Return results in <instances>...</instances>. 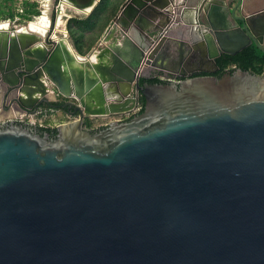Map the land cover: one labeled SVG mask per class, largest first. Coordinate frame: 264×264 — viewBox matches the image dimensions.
Returning a JSON list of instances; mask_svg holds the SVG:
<instances>
[{"label":"water","instance_id":"water-1","mask_svg":"<svg viewBox=\"0 0 264 264\" xmlns=\"http://www.w3.org/2000/svg\"><path fill=\"white\" fill-rule=\"evenodd\" d=\"M55 1L45 34L0 35V104L18 110L0 116V264H264V72L196 75L264 45V6L189 2L185 19L173 0H124L98 39L114 66L83 80L72 63L93 51L54 39ZM182 23L198 24L185 42ZM132 90L142 111L87 125L133 107ZM49 107L77 116L15 119Z\"/></svg>","mask_w":264,"mask_h":264},{"label":"crops","instance_id":"crops-1","mask_svg":"<svg viewBox=\"0 0 264 264\" xmlns=\"http://www.w3.org/2000/svg\"><path fill=\"white\" fill-rule=\"evenodd\" d=\"M101 0H98L95 3V0L90 5L88 4V0H59L58 3L61 6V12L59 14L60 21L62 22L57 24V27L54 28L53 36L54 39L59 41L61 45L64 46V49L69 51L73 54L72 47L80 54H86L88 51H93L90 55L85 57L83 60H75L72 65L74 67V70L76 74L82 76L83 80H89V78H94L95 75L99 76V70H102L103 68L109 67L110 69L114 66V58L113 54L110 53V51L103 52V48L105 47V44H98V39L103 34L104 30L106 29L110 19L118 12L121 4L124 0H105L103 4L100 3ZM176 2V10L175 14H180L181 12H184V6L191 2L193 8H199L202 3H212L215 1L216 3H227L230 0H173ZM36 3L33 5V7L28 6V3ZM232 4L234 5L237 0H232ZM9 4L12 7L13 10V16L8 17H0V35L2 37H5L7 33L10 35H13L14 33H18L19 36H21L23 39H31L33 36H38L39 34H45L48 29V23L50 15L53 13L57 6V1L55 0H11ZM264 6V3L259 0H243V4L238 6L236 8V13H240L241 10H246V8H250L252 10L260 9V7ZM33 8H38L40 10L39 14L32 13L31 10ZM27 9V10H26ZM25 10L27 11L26 16L24 14ZM103 12H105L106 16L108 13H111V18L107 21L103 19L102 17L99 18ZM220 12L224 15H226V11L224 8L220 9ZM42 13V14H41ZM190 13V12H189ZM192 13H194L192 11ZM41 14V15H40ZM46 15L48 18L45 19V21H40V16ZM64 16V17H63ZM74 19L81 20L82 22L77 24L74 22ZM86 19L87 21H85ZM97 20V22L94 24V21ZM71 20L72 29L75 31L76 34H83L82 36V42H81V48L83 49V52H80L78 48H76L74 39L71 36L69 30H68V21ZM31 21L36 22V24L33 26V28L30 26L29 23ZM85 21V23H83ZM230 21H232V17H230ZM64 25V26H63ZM193 25H197L196 23H193ZM24 27V28H23ZM15 29V31H12ZM61 29V30H60ZM67 30V32H66ZM17 31V32H16ZM183 33L184 36H187L188 31L179 32L176 27L173 28L172 34L173 37L177 38L180 37ZM204 33L197 32L198 36H201ZM72 45V47L70 46ZM178 46V45H177ZM180 46V45H179ZM178 46V47H179ZM63 49V47H62ZM177 54H179V49L177 48L176 51ZM116 58L119 60V56L115 54ZM186 59H188L186 57ZM117 62V60H116ZM117 64V63H116ZM185 70L187 71L189 69V65H184ZM161 69V68H160ZM165 70V69H162ZM167 71V70H165ZM108 93H113L114 90L113 87H107ZM23 94H25L23 92ZM49 97H53V95H49ZM18 113V110L14 109L12 106L10 109L5 110L2 108L0 104V116L2 115H15ZM66 111H64L62 108L57 109L54 112L49 113L47 116L43 117L44 121L46 122V127H54L59 122L64 121L66 116ZM103 117H94V118H88L89 126L94 127L97 125H101L103 122Z\"/></svg>","mask_w":264,"mask_h":264},{"label":"flooded vegetation","instance_id":"flooded-vegetation-1","mask_svg":"<svg viewBox=\"0 0 264 264\" xmlns=\"http://www.w3.org/2000/svg\"><path fill=\"white\" fill-rule=\"evenodd\" d=\"M190 14L189 12H183L182 16H184L185 19H189L190 18ZM177 28V30L179 32H184V31H188L187 36H180L177 37V39L179 38L180 40H183L184 42L187 41V39L190 37L192 38V36H194V34L191 33V31L195 32L198 30L197 25H193V24H188V23H182V24H178L177 26H175ZM174 42V41H173ZM171 42L172 44H176L177 45V41L175 43ZM170 43V41H169ZM185 45V44H184ZM250 47L253 50V55H247L244 53V49ZM262 47L264 48V45H255L253 42L250 45H247L245 47H243L242 49L238 50L235 54H224L221 53L219 56H217L216 58V62L219 65V67L211 72H199L196 73V75H200V74H212L215 75L217 77L221 76L222 74H224L225 72L228 71H233L237 68H242V69H246L251 71V69L249 68L252 64L257 63L260 67H261V73L264 72V51L262 50ZM229 55V57H233L234 55H239L241 56L243 59V62L241 61V63H237L235 61L230 60L227 63H223V60L226 59ZM208 67L210 69H214L215 66L211 63H208ZM252 72V71H251ZM182 79L184 78L183 76L181 77ZM159 80L156 78H150V80ZM181 79V80H182ZM161 81V80H159ZM142 95V94H141ZM101 126V125H100ZM98 127V126H97ZM38 130L42 131L44 129H41L39 127H37ZM46 129V128H45Z\"/></svg>","mask_w":264,"mask_h":264},{"label":"built area","instance_id":"built-area-1","mask_svg":"<svg viewBox=\"0 0 264 264\" xmlns=\"http://www.w3.org/2000/svg\"><path fill=\"white\" fill-rule=\"evenodd\" d=\"M140 71L150 75L151 78H156V79H159L161 81H168V80H170V81H181V79H182L181 76L171 74V73H169L165 70H162V69H153V70L147 69L146 70L145 66H143V65H141ZM130 95H133L136 98V102H135L134 106L128 110L123 111V112L113 113L112 115H110L108 117H103L104 120H103L102 124L107 123V121L113 117L121 119V118H125L128 116H132L142 107V102L140 99L141 93L138 91L132 90V93ZM57 109L58 108H56V107H49L47 109L39 108L33 112L23 111V112H20L17 116H15V119L20 120V121H24L27 123H31L34 125H38L41 127H46L47 125H46V122L44 121L43 117L47 116L51 112L56 111ZM76 116L77 115H72V114L66 113L64 121L74 119V118H76Z\"/></svg>","mask_w":264,"mask_h":264},{"label":"trees","instance_id":"trees-1","mask_svg":"<svg viewBox=\"0 0 264 264\" xmlns=\"http://www.w3.org/2000/svg\"><path fill=\"white\" fill-rule=\"evenodd\" d=\"M11 0H0V17H8V16H13V10H12V7H11V5L9 4V2H10ZM117 1H119V0H117ZM105 2V0H101L100 1V3L101 4H103ZM36 3L34 2L33 4L32 3H28V6H30V7H33V5H35ZM27 10V9H26ZM25 10V12H24V14L26 15V16H28L27 15V11ZM31 12L32 13H36V14H39L40 13V10L38 9V8H33L32 10H31ZM105 15V12H103L101 15H99L100 17L99 18H103V19H105V21L107 20H109L110 18H111V16H112V14L111 13H108L106 16H104ZM85 21H87L86 19H84ZM97 20L98 19H96L95 21H94V24L97 22ZM85 21H83V23H85ZM74 22L75 23H77V24H79V23H81L82 21L81 20H78V19H74ZM67 25H68V30H69V32H70V34H71V36L73 37V39H74V43H75V46H76V48H78V50L80 51V52H83V49L81 48V42H82V36H83V34H76L75 33V31L72 29V25H71V20H69L68 21V23H67ZM244 53L245 54H247V55H253V50H252V48H250V47H247V48H245L244 50ZM228 57L226 58V59H224L223 60V63H227V62H229L230 60H232V61H235V62H237V63H241V61L243 62V58L241 57V56H239V55H234L233 57H229V55H227ZM250 69H251V71L252 72H254V73H257V74H260L261 73V67L257 64V63H254V64H252L250 67H249ZM144 81V79L142 78L141 79V82H143ZM152 81H156V80H154V79H152ZM140 99H141V102H142V108H141V110L140 111H142L143 110V108H144V103H145V101H144V96L143 95H141V97H140ZM39 128H41V129H44L45 130V128H47V129H52V128H50V127H39Z\"/></svg>","mask_w":264,"mask_h":264},{"label":"bare ground","instance_id":"bare-ground-1","mask_svg":"<svg viewBox=\"0 0 264 264\" xmlns=\"http://www.w3.org/2000/svg\"><path fill=\"white\" fill-rule=\"evenodd\" d=\"M64 17V16H63ZM48 17L44 14V15H42V16H40V19H39V22L40 21H45V19H47ZM59 22L61 23L62 22V20L60 21V18H58V20H57V24H59ZM41 23V22H40ZM36 24V22H34V21H31L28 25H29V27L31 26L32 28H33V26ZM37 25V24H36ZM64 26V25H63ZM24 28V27H23ZM61 30V29H60Z\"/></svg>","mask_w":264,"mask_h":264},{"label":"rangeland","instance_id":"rangeland-1","mask_svg":"<svg viewBox=\"0 0 264 264\" xmlns=\"http://www.w3.org/2000/svg\"><path fill=\"white\" fill-rule=\"evenodd\" d=\"M86 123H87V125L89 126V122H88V119L86 120Z\"/></svg>","mask_w":264,"mask_h":264}]
</instances>
